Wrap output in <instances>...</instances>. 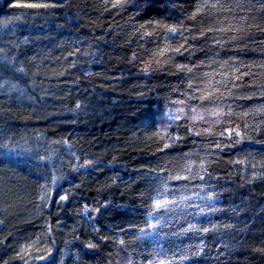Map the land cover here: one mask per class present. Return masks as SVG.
Listing matches in <instances>:
<instances>
[{"label":"trees","instance_id":"1","mask_svg":"<svg viewBox=\"0 0 264 264\" xmlns=\"http://www.w3.org/2000/svg\"><path fill=\"white\" fill-rule=\"evenodd\" d=\"M0 264H264V0H0Z\"/></svg>","mask_w":264,"mask_h":264}]
</instances>
